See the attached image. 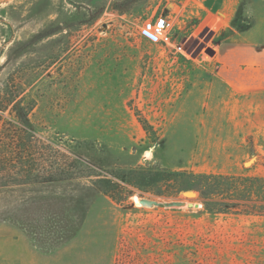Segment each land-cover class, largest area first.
Returning a JSON list of instances; mask_svg holds the SVG:
<instances>
[{
  "label": "rangeland",
  "instance_id": "obj_1",
  "mask_svg": "<svg viewBox=\"0 0 264 264\" xmlns=\"http://www.w3.org/2000/svg\"><path fill=\"white\" fill-rule=\"evenodd\" d=\"M160 15L169 43L143 35ZM231 39L264 42V0H0V264H264V214L145 206L184 190L110 175L264 176V89L217 76Z\"/></svg>",
  "mask_w": 264,
  "mask_h": 264
},
{
  "label": "trees",
  "instance_id": "obj_2",
  "mask_svg": "<svg viewBox=\"0 0 264 264\" xmlns=\"http://www.w3.org/2000/svg\"><path fill=\"white\" fill-rule=\"evenodd\" d=\"M19 105V102L14 103L11 110L15 112L19 119L28 122V113L32 109V104L26 108ZM5 107L0 104V119ZM28 128L24 132L28 135V143H31V135L28 133L29 130L31 132V127ZM16 141H18L17 136L11 137L6 144L12 146ZM22 145L24 149L26 143L22 142ZM110 175L121 182L134 184L138 188H145L152 183L162 180L169 181L171 179L177 183L179 190H196L202 199L204 209L213 214L231 212L237 214H264V176L196 173L188 170L168 171L149 165H138L124 169L121 173L111 171ZM55 179L51 175L46 180L53 181ZM100 179L108 185V189L101 190L103 193H111L113 191L112 188L118 186V182L113 181L111 178L103 177ZM158 194L161 193L159 192Z\"/></svg>",
  "mask_w": 264,
  "mask_h": 264
},
{
  "label": "crops",
  "instance_id": "obj_3",
  "mask_svg": "<svg viewBox=\"0 0 264 264\" xmlns=\"http://www.w3.org/2000/svg\"><path fill=\"white\" fill-rule=\"evenodd\" d=\"M215 57L217 76L232 91L248 93L264 89V42L248 39L222 41Z\"/></svg>",
  "mask_w": 264,
  "mask_h": 264
},
{
  "label": "built area",
  "instance_id": "obj_4",
  "mask_svg": "<svg viewBox=\"0 0 264 264\" xmlns=\"http://www.w3.org/2000/svg\"><path fill=\"white\" fill-rule=\"evenodd\" d=\"M172 21L163 16L146 19L142 24V31L145 38L158 40L165 43L171 41Z\"/></svg>",
  "mask_w": 264,
  "mask_h": 264
},
{
  "label": "water",
  "instance_id": "obj_5",
  "mask_svg": "<svg viewBox=\"0 0 264 264\" xmlns=\"http://www.w3.org/2000/svg\"><path fill=\"white\" fill-rule=\"evenodd\" d=\"M211 53L213 51L211 50ZM254 160V157H251L249 160L245 161V164H248ZM198 195V192L194 189H188L182 191V199H171L167 201H159L156 199H148L145 197H139V203L145 206H159L163 205L165 207H180L186 206L188 208H192L194 206V202L191 200L194 196Z\"/></svg>",
  "mask_w": 264,
  "mask_h": 264
},
{
  "label": "bare ground",
  "instance_id": "obj_6",
  "mask_svg": "<svg viewBox=\"0 0 264 264\" xmlns=\"http://www.w3.org/2000/svg\"><path fill=\"white\" fill-rule=\"evenodd\" d=\"M138 197L137 196H135V199H137Z\"/></svg>",
  "mask_w": 264,
  "mask_h": 264
}]
</instances>
